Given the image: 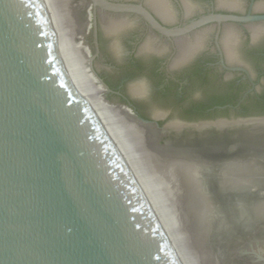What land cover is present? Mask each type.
Returning a JSON list of instances; mask_svg holds the SVG:
<instances>
[{"label": "water", "instance_id": "water-1", "mask_svg": "<svg viewBox=\"0 0 264 264\" xmlns=\"http://www.w3.org/2000/svg\"><path fill=\"white\" fill-rule=\"evenodd\" d=\"M97 5L167 37L208 19L168 29L107 0H0V264H264V117H139L110 94L125 56L114 39L97 57ZM128 25L103 23L114 38Z\"/></svg>", "mask_w": 264, "mask_h": 264}, {"label": "flooded vegetation", "instance_id": "flooded-vegetation-1", "mask_svg": "<svg viewBox=\"0 0 264 264\" xmlns=\"http://www.w3.org/2000/svg\"><path fill=\"white\" fill-rule=\"evenodd\" d=\"M107 1L140 6L168 29L183 30L208 18L189 31L167 37L135 13L96 6L97 57L112 51L114 39L125 56L123 81L115 86L104 82L110 94L129 104L139 117L149 121L156 118L159 128L173 120L264 117V20L215 18L264 16V0H162L161 5H151L149 0ZM105 20L129 25L114 38L106 35ZM92 33L93 27V44ZM137 74L148 89L141 99L129 93L128 82ZM156 101L166 103L168 109L147 111ZM153 113L163 116L156 117ZM199 135L196 133L195 137L204 140L210 137ZM177 142L183 143L184 138Z\"/></svg>", "mask_w": 264, "mask_h": 264}]
</instances>
